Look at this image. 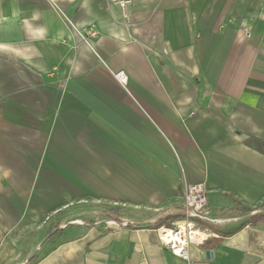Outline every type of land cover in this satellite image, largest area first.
Here are the masks:
<instances>
[{
    "label": "crops",
    "instance_id": "0c3cea01",
    "mask_svg": "<svg viewBox=\"0 0 264 264\" xmlns=\"http://www.w3.org/2000/svg\"><path fill=\"white\" fill-rule=\"evenodd\" d=\"M125 3L0 0V264H264V0Z\"/></svg>",
    "mask_w": 264,
    "mask_h": 264
},
{
    "label": "built area",
    "instance_id": "2783aa9c",
    "mask_svg": "<svg viewBox=\"0 0 264 264\" xmlns=\"http://www.w3.org/2000/svg\"><path fill=\"white\" fill-rule=\"evenodd\" d=\"M126 5L125 0H112ZM98 31L90 27L86 39L96 37ZM117 79L127 84L128 75L124 71L116 73ZM227 219L214 217L208 203V194L204 182L189 184L184 194L183 216L172 224L161 225L157 228L162 246L173 254L190 260L189 247L192 243L203 242L211 236H219L211 225L224 224ZM110 225L118 226L114 220L109 221ZM127 225V224H126Z\"/></svg>",
    "mask_w": 264,
    "mask_h": 264
},
{
    "label": "trees",
    "instance_id": "16d2710c",
    "mask_svg": "<svg viewBox=\"0 0 264 264\" xmlns=\"http://www.w3.org/2000/svg\"><path fill=\"white\" fill-rule=\"evenodd\" d=\"M247 143H248L249 145H252V146L256 147L258 150L264 152V143L261 142V141H260L258 138H256L255 136H250V138L247 140ZM257 217H258V216L255 214V215H253L250 219L244 221L243 224L246 223V222H249V221H251V220H255V219H257ZM162 223H163V221H159V222H157V223L155 224L154 227H159V226L162 225Z\"/></svg>",
    "mask_w": 264,
    "mask_h": 264
},
{
    "label": "water",
    "instance_id": "95a60500",
    "mask_svg": "<svg viewBox=\"0 0 264 264\" xmlns=\"http://www.w3.org/2000/svg\"><path fill=\"white\" fill-rule=\"evenodd\" d=\"M255 213H256V212H251V213H249V214L243 216L241 219H249V218H251ZM110 221H111V220H110ZM108 223H109V221H108ZM121 225H126V224H121ZM118 226H120V224H118ZM208 254H212V252L209 251Z\"/></svg>",
    "mask_w": 264,
    "mask_h": 264
}]
</instances>
